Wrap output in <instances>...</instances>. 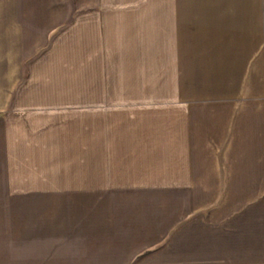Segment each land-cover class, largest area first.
I'll list each match as a JSON object with an SVG mask.
<instances>
[{
    "label": "crops",
    "instance_id": "crops-1",
    "mask_svg": "<svg viewBox=\"0 0 264 264\" xmlns=\"http://www.w3.org/2000/svg\"><path fill=\"white\" fill-rule=\"evenodd\" d=\"M0 264H264V0H0Z\"/></svg>",
    "mask_w": 264,
    "mask_h": 264
},
{
    "label": "rangeland",
    "instance_id": "rangeland-1",
    "mask_svg": "<svg viewBox=\"0 0 264 264\" xmlns=\"http://www.w3.org/2000/svg\"><path fill=\"white\" fill-rule=\"evenodd\" d=\"M2 168L3 167H0V180L2 178ZM1 195V193H0ZM125 260L121 261V260H110L109 262H107L108 264H123Z\"/></svg>",
    "mask_w": 264,
    "mask_h": 264
}]
</instances>
